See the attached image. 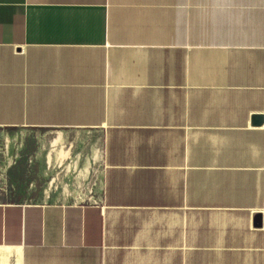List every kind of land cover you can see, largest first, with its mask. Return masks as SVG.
I'll use <instances>...</instances> for the list:
<instances>
[{
    "label": "crops",
    "instance_id": "obj_1",
    "mask_svg": "<svg viewBox=\"0 0 264 264\" xmlns=\"http://www.w3.org/2000/svg\"><path fill=\"white\" fill-rule=\"evenodd\" d=\"M13 127L84 131L102 191L0 200V264H264V0H0Z\"/></svg>",
    "mask_w": 264,
    "mask_h": 264
},
{
    "label": "rangeland",
    "instance_id": "obj_2",
    "mask_svg": "<svg viewBox=\"0 0 264 264\" xmlns=\"http://www.w3.org/2000/svg\"><path fill=\"white\" fill-rule=\"evenodd\" d=\"M96 148L79 129L0 128V200L97 199L102 167Z\"/></svg>",
    "mask_w": 264,
    "mask_h": 264
}]
</instances>
